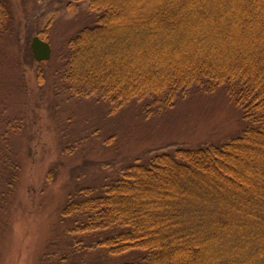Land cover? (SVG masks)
<instances>
[{
    "label": "trees",
    "instance_id": "trees-1",
    "mask_svg": "<svg viewBox=\"0 0 264 264\" xmlns=\"http://www.w3.org/2000/svg\"><path fill=\"white\" fill-rule=\"evenodd\" d=\"M75 1L93 20L65 42L60 80L71 97L149 111L221 89L245 127L221 143L155 151L69 192L63 238L42 263L264 264V0ZM12 23L0 0V39ZM19 126L0 117V154Z\"/></svg>",
    "mask_w": 264,
    "mask_h": 264
},
{
    "label": "rangeland",
    "instance_id": "rangeland-1",
    "mask_svg": "<svg viewBox=\"0 0 264 264\" xmlns=\"http://www.w3.org/2000/svg\"><path fill=\"white\" fill-rule=\"evenodd\" d=\"M9 4L13 23L0 39V117L20 126L9 130L0 154H7L0 159V264H49L42 263L46 248L63 238L60 210L78 187L107 181L155 151L221 143L244 129L221 89L195 88L172 107L149 111L142 101L112 109L71 97L60 80L62 58L67 38L93 20L86 2ZM35 35L51 46L44 63L30 50Z\"/></svg>",
    "mask_w": 264,
    "mask_h": 264
},
{
    "label": "water",
    "instance_id": "water-1",
    "mask_svg": "<svg viewBox=\"0 0 264 264\" xmlns=\"http://www.w3.org/2000/svg\"><path fill=\"white\" fill-rule=\"evenodd\" d=\"M30 48L33 58L37 62L49 59L51 53L50 44L48 41L40 39L38 35L31 38Z\"/></svg>",
    "mask_w": 264,
    "mask_h": 264
}]
</instances>
